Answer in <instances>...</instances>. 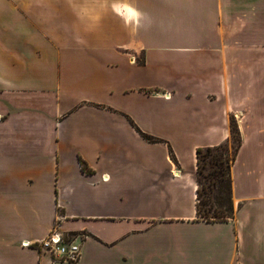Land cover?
<instances>
[{
    "label": "crops",
    "instance_id": "0c3cea01",
    "mask_svg": "<svg viewBox=\"0 0 264 264\" xmlns=\"http://www.w3.org/2000/svg\"><path fill=\"white\" fill-rule=\"evenodd\" d=\"M106 1L0 0V264H264V0ZM233 117L235 216L200 220ZM57 223L77 261L23 245Z\"/></svg>",
    "mask_w": 264,
    "mask_h": 264
},
{
    "label": "trees",
    "instance_id": "16d2710c",
    "mask_svg": "<svg viewBox=\"0 0 264 264\" xmlns=\"http://www.w3.org/2000/svg\"><path fill=\"white\" fill-rule=\"evenodd\" d=\"M141 133L151 142L160 141L151 135ZM231 137L234 140L233 153L226 160L223 155L228 154V141L197 150V215L200 220L225 221L235 216L231 168L243 143L242 133L235 117L231 120ZM172 155L175 158L173 153ZM81 164L86 172H90L86 162L81 160ZM209 165L211 169L204 176V170Z\"/></svg>",
    "mask_w": 264,
    "mask_h": 264
},
{
    "label": "built area",
    "instance_id": "2783aa9c",
    "mask_svg": "<svg viewBox=\"0 0 264 264\" xmlns=\"http://www.w3.org/2000/svg\"><path fill=\"white\" fill-rule=\"evenodd\" d=\"M104 179H107L104 177ZM24 246H36L40 250L51 253L55 259L77 261L81 254V247L72 241L62 230L60 223H57L49 235L40 241L34 243L23 242Z\"/></svg>",
    "mask_w": 264,
    "mask_h": 264
},
{
    "label": "rangeland",
    "instance_id": "374dc122",
    "mask_svg": "<svg viewBox=\"0 0 264 264\" xmlns=\"http://www.w3.org/2000/svg\"><path fill=\"white\" fill-rule=\"evenodd\" d=\"M113 0H107L106 1V5L108 6L107 9L108 10H103L102 12H92L94 13L95 15L97 14H101L102 15V20L103 22H107L108 19H110V17L113 15L112 11L110 10V4L112 3ZM6 3H9V4H23V5H27L28 6V9L29 10H37L38 13L41 11H44L43 9L40 8L41 5H43L45 3V0H6ZM102 7V6H101ZM103 9V8H102ZM87 21L89 20L88 17H89V13L87 12ZM76 16V14H74L73 12L72 13H69L68 15V18L70 20H75L76 18L74 16ZM99 30V33L97 35H100L102 38H105L107 37H110L109 35H111V39L113 40V37L116 36L113 32L112 29L108 27H102V28H98ZM107 35V36H105ZM228 145H229V151H228V154L227 155H223V158L226 160L228 156H231L232 153H233V145H234V140L233 138L231 137L229 140H228ZM211 169V166L209 165L205 170H204V173L203 175L206 176L207 173L210 171ZM69 238H71V236L68 235Z\"/></svg>",
    "mask_w": 264,
    "mask_h": 264
}]
</instances>
